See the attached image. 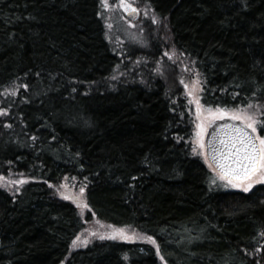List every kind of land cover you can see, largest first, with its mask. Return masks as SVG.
Wrapping results in <instances>:
<instances>
[{"label":"trees","instance_id":"obj_1","mask_svg":"<svg viewBox=\"0 0 264 264\" xmlns=\"http://www.w3.org/2000/svg\"><path fill=\"white\" fill-rule=\"evenodd\" d=\"M143 1L196 62L202 103L260 105L264 136V0ZM121 60L101 0H0V173L29 179L0 187V264H264V183L217 189L180 90L110 81ZM66 177L87 185L86 220L156 243L73 248L86 224L51 189Z\"/></svg>","mask_w":264,"mask_h":264},{"label":"rangeland","instance_id":"obj_2","mask_svg":"<svg viewBox=\"0 0 264 264\" xmlns=\"http://www.w3.org/2000/svg\"><path fill=\"white\" fill-rule=\"evenodd\" d=\"M139 7L140 17L133 21L127 18L120 8L121 0H108L109 7H104L101 0V15L106 23L108 39L113 43L117 52L121 55V63L115 69L110 79L112 82L117 81H144L147 76L160 77L166 84L174 89L180 90L181 95L185 98L188 107L189 120L191 125V146L192 153L202 158L204 163L212 173V184L217 189L222 190H240L242 187H234L228 180L220 179L219 172L214 171L215 167L209 161L206 154L205 136L209 122L215 118L221 117L220 109H224L227 115L231 116L236 110H243L252 115L257 121L261 110L260 105L253 104L251 107H212L202 103L201 92L203 88V77L196 68V62L185 55L172 44L171 36L167 23L159 18L150 6L143 0H128ZM133 53L134 57L129 56ZM137 56H136V55ZM151 76V77H152ZM203 126V134L201 132ZM203 140L204 147H200V140ZM215 180V183H213ZM23 181V183H16ZM29 179L22 174L0 173V187L18 193L22 186ZM247 185V182H242ZM261 182L257 179L252 188ZM211 187L213 185H210ZM214 188V187H213ZM252 188L250 190H252ZM54 194L62 197H72V201L79 207V212L83 218L86 227L78 235L79 240L74 241L80 248L88 245L92 240L104 237H115L117 240H135L141 243L152 244V238L148 235L137 231L131 226H111L97 219L88 221L85 214L89 211L86 203L87 185L84 181H78L74 178H63L57 185L51 186ZM83 189V191H81ZM244 191V192H249ZM87 205L84 207L83 205ZM126 235L128 238H121Z\"/></svg>","mask_w":264,"mask_h":264},{"label":"snow or ice","instance_id":"obj_3","mask_svg":"<svg viewBox=\"0 0 264 264\" xmlns=\"http://www.w3.org/2000/svg\"><path fill=\"white\" fill-rule=\"evenodd\" d=\"M104 7H109L108 0H102ZM120 6L124 7L125 11L131 9L133 12L137 11L131 4L125 3V0H121ZM27 87V85H25ZM251 107V105H249ZM3 110H0L2 112ZM219 114L222 118L223 115H227L224 109L219 110ZM232 119L241 120L244 122V126L230 125L231 134L228 140L221 141L223 149L220 152L219 158L216 155V149L213 148V160L219 164V176L222 180H228L234 187H242L244 191H248L252 188L253 183L257 179L264 182V136L258 134L257 120L247 112L243 110H236L232 113ZM260 124L264 126V121H260ZM203 126H201V132L198 135L202 136ZM227 135V134H226ZM200 147H204L203 140L199 141ZM216 169H214L215 171ZM247 182L245 186L244 182ZM16 183H23V181H16ZM215 183V180H213ZM83 191V189H81ZM72 199V197H66ZM87 207V205H83ZM264 235V233H261ZM115 238V237H113ZM121 238L127 239L126 235H122ZM79 240V237H77ZM152 243H156L152 240ZM73 246L76 243L73 242ZM159 246L157 245V249ZM163 259V257H161Z\"/></svg>","mask_w":264,"mask_h":264},{"label":"water","instance_id":"obj_4","mask_svg":"<svg viewBox=\"0 0 264 264\" xmlns=\"http://www.w3.org/2000/svg\"><path fill=\"white\" fill-rule=\"evenodd\" d=\"M125 3L131 4L132 7L135 8L137 11L133 12L131 9L125 11L124 7L120 6L124 15L130 20L133 21L138 20L140 17L139 7L128 0H125ZM230 125L243 127L244 122L241 120H234L232 119L231 116H222V118L219 117L210 121L206 132V136H205L206 154L209 161L213 164V166L218 172H220L219 164L213 160V148L216 149V155L219 158L220 152L224 147L221 141L228 140L229 135L231 134V128L228 127Z\"/></svg>","mask_w":264,"mask_h":264}]
</instances>
